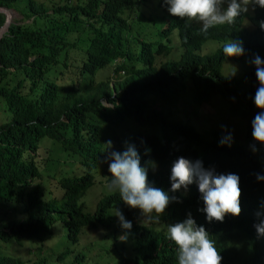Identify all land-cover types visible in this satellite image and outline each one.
I'll use <instances>...</instances> for the list:
<instances>
[{
  "label": "trees",
  "instance_id": "obj_1",
  "mask_svg": "<svg viewBox=\"0 0 264 264\" xmlns=\"http://www.w3.org/2000/svg\"><path fill=\"white\" fill-rule=\"evenodd\" d=\"M147 1L0 0L1 8L21 17L0 41V205L13 209L0 214V264H85L83 235L110 232L113 225L115 236L123 229L114 222L117 210L133 225L123 229L124 264H178V247L167 228L189 214L215 242L221 264H264V236L254 227L264 219V181L255 176L264 174V145L256 152L238 144L222 146L218 132L201 134L172 115L191 92L200 105L221 97L253 138L251 122L260 109L253 100L259 82L252 60L264 58V8L249 5V13L205 35L159 0L158 8L170 20L155 41L147 31L153 19L139 8ZM5 23L0 13V29ZM175 31L178 41L171 44ZM230 40L243 42V56L224 55ZM210 41L222 47L200 55ZM177 49L182 53L173 57ZM226 62L241 64L242 78L223 76ZM45 139L63 156L53 159L50 152V158L37 159ZM128 145L135 146L149 185L178 198L160 216L166 220L162 228L143 224L141 210L106 187L112 179L108 151L123 152ZM180 157L202 160L217 173L237 174L241 214L209 223L197 184L186 193L172 192L171 169ZM96 185L106 193L91 213L84 200ZM59 226L64 235H56ZM49 241L58 249L52 263L43 255ZM27 244L37 261L11 252Z\"/></svg>",
  "mask_w": 264,
  "mask_h": 264
},
{
  "label": "clouds",
  "instance_id": "obj_2",
  "mask_svg": "<svg viewBox=\"0 0 264 264\" xmlns=\"http://www.w3.org/2000/svg\"><path fill=\"white\" fill-rule=\"evenodd\" d=\"M164 3L168 5L167 10L171 15L200 22L201 31L205 35L215 26L234 23L236 18L249 11V5L264 8V0H164ZM260 27L264 29V21L260 23ZM223 53L226 57L243 56V42L230 40L224 44ZM252 63L259 82L253 100L260 109L251 122L252 136L256 142L264 145V58L256 55ZM102 103L105 107H111L106 101ZM222 128L227 131L226 126ZM232 140V135L228 134L221 138L220 143L230 147ZM106 145L111 149L112 141H107ZM252 150L258 151L255 145H252ZM105 162L109 164L108 170L112 177L106 185L108 190L118 191L123 202L131 208L140 209L146 219L159 221L169 204L178 199L149 185L147 169L141 166L140 156L134 145H128L123 152L108 151ZM255 176L258 181H264V174L255 173ZM170 180L172 192L182 188L187 191L190 185L197 184L205 205L201 211L206 213L209 223L213 220L223 222L228 214H241L242 192L237 174L217 173L214 167L205 168L202 160L192 161L180 157L173 164ZM116 216L123 229H132V222L126 220L122 212L117 210ZM257 216H260L259 212ZM254 227L258 236H264V219ZM167 232L168 238L178 247V264H221L222 256L215 242L209 238V233L203 226L197 225L191 214L183 222L168 225ZM119 239L125 240L126 235Z\"/></svg>",
  "mask_w": 264,
  "mask_h": 264
},
{
  "label": "rangeland",
  "instance_id": "obj_3",
  "mask_svg": "<svg viewBox=\"0 0 264 264\" xmlns=\"http://www.w3.org/2000/svg\"><path fill=\"white\" fill-rule=\"evenodd\" d=\"M159 0H148L147 4L141 5L139 8H144L145 17L150 15L152 20V30H147L150 33V36L153 40L158 41L159 31L164 28L170 20V17L167 15H163L162 11L158 8ZM226 7V4L224 5ZM148 8V9H147ZM249 13V11L247 12ZM21 17L15 13L12 21H19ZM188 20L187 18H185ZM192 24L198 27H202V24L198 21H190ZM156 22V24H155ZM145 27V25H144ZM146 28V27H145ZM171 39V44H175L176 40L178 41V33L177 31L173 32ZM222 47V44L216 41L208 42L199 53L200 55H212L217 52L218 49ZM182 51L177 49L173 53V57L175 54L180 56ZM160 62L165 61V58L162 57L159 60ZM244 73L243 66L238 63H230L226 62L222 69V75L225 77H234L237 79L242 78ZM190 89V88H189ZM188 89V90H189ZM191 98V100H190ZM187 99L188 102H185ZM190 100V101H189ZM162 103L159 104L161 106ZM164 104V102H163ZM173 119L177 122L181 121H189L190 125L195 127L201 134H207L210 132H218L220 134V138L231 134L233 137L231 144H238L247 147L250 151L252 150V145H255L259 150L262 145L254 140V138H248V132L246 129V123L240 119L232 117L229 114L228 105L222 100L221 97H216L210 104L208 105H200L195 101V92L192 94H188L184 97L180 103L177 105L175 109L172 110ZM222 126H226L227 131L222 128ZM129 128V127H128ZM126 130V127L122 128ZM210 138V137H209ZM221 140V139H220ZM41 145L40 150L38 151L36 157L37 159L44 161L50 158V152L53 159H58L63 156L62 152L58 147H53V141L49 139H45ZM52 150V151H51ZM109 168V164H107ZM155 171H160V168H155ZM182 193H186L183 188L179 190ZM106 190L103 185H96L93 187L88 194L85 196V204L87 205V211L95 212L98 202L105 195ZM13 212V209L9 208L5 205H0V214L5 212ZM140 218V221L143 224L157 225L158 227H164L166 220L160 217L159 221H154L150 219H146L142 212H137ZM119 228L121 224L119 222V218L114 221ZM110 232H106L101 229L100 231H93L87 235H83L81 239V248H83L85 253L87 254V260L85 264H124L125 258L127 256V252L123 250V243L128 245L126 239L121 241L119 239L120 236L126 235L125 230L120 229L117 234L114 236V231L116 227L112 225V228L109 229ZM56 235H64L65 230L62 226H59L55 230ZM108 233V234H107ZM55 242L49 241L45 244L44 257H48L47 263H52L56 260L58 252L57 245H54ZM29 246L28 244L25 247H16L11 250L12 253L18 254L25 261H37L38 255L37 253L29 254L28 253ZM123 252V253H122Z\"/></svg>",
  "mask_w": 264,
  "mask_h": 264
},
{
  "label": "water",
  "instance_id": "obj_4",
  "mask_svg": "<svg viewBox=\"0 0 264 264\" xmlns=\"http://www.w3.org/2000/svg\"><path fill=\"white\" fill-rule=\"evenodd\" d=\"M0 13L4 14L6 16V23L5 25L0 29V41L5 35V33L8 31L9 26L13 23L12 18L15 15V11L11 9H5L0 7Z\"/></svg>",
  "mask_w": 264,
  "mask_h": 264
}]
</instances>
